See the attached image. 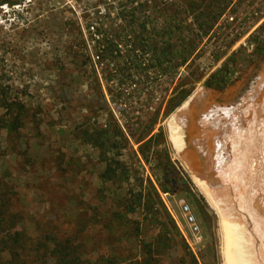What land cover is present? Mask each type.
I'll use <instances>...</instances> for the list:
<instances>
[{"label": "rangeland", "instance_id": "rangeland-1", "mask_svg": "<svg viewBox=\"0 0 264 264\" xmlns=\"http://www.w3.org/2000/svg\"><path fill=\"white\" fill-rule=\"evenodd\" d=\"M136 1L146 4L139 15L146 30L137 34L149 45L153 38L188 43L196 35L198 44L177 72L162 79L154 67L142 82L129 78L132 70L117 73L102 87L104 106L81 55L77 25L87 40L85 25L114 1L0 0V231L18 233L13 251L0 253V264H53L55 251L79 264L224 263L220 219L192 179L191 163L182 156L187 148L173 149L168 128L185 133L177 112L196 94L208 96L224 117L242 108L264 74V0H166V7L162 0ZM157 6L163 7L158 13ZM175 8L186 11L179 30L167 18ZM200 12L210 15L202 19L209 23L197 31ZM116 16L110 13L114 27L122 23ZM115 34L125 56L131 36ZM137 53L155 65L150 54ZM184 82L191 92L166 114L173 90ZM99 124L113 137L118 125L125 139L110 152L125 174L118 167L106 183L100 151L80 137L81 129ZM185 206L197 232L189 231ZM161 234L168 241L149 257L143 243L154 244Z\"/></svg>", "mask_w": 264, "mask_h": 264}, {"label": "bare ground", "instance_id": "bare-ground-1", "mask_svg": "<svg viewBox=\"0 0 264 264\" xmlns=\"http://www.w3.org/2000/svg\"><path fill=\"white\" fill-rule=\"evenodd\" d=\"M177 115L190 145L179 126L168 128L169 140L175 151L187 148L192 179L220 219L223 264H264V74L232 116L197 94Z\"/></svg>", "mask_w": 264, "mask_h": 264}, {"label": "trees", "instance_id": "trees-1", "mask_svg": "<svg viewBox=\"0 0 264 264\" xmlns=\"http://www.w3.org/2000/svg\"><path fill=\"white\" fill-rule=\"evenodd\" d=\"M113 1L114 2H112V5H110V7H107L105 15L95 20H89L85 25V29L87 30L88 34L87 40L82 36L80 28L81 26L77 25L78 40L80 41L83 52L81 55L86 59L87 63L90 66L91 81L95 86L94 90L98 96V100L104 106L107 105V102L102 87L105 86V88H107L108 83L114 81L117 73L132 70V72H135V75H130L129 78H132V80L136 82H142L146 81L148 71L147 68L154 67L156 69L153 72L155 77L162 79L166 76H170L174 72H172V69L175 68L174 70H176L175 72H177L178 67L184 65L188 61V59H190L193 52L195 51V47L198 44L197 39L199 37L197 35L193 36V38L190 39L188 43L187 41H185V39L181 38H179L180 40H174V42L173 39H169L167 41L159 39V41H157L156 38H153L149 45L148 43L150 41H145L141 37V35L137 34V30H141L143 32L146 30V21L142 20L141 16H139L141 12H143L146 4H142L141 2H137L136 0ZM162 1V5L166 7V0ZM162 9L163 7L161 9L158 6L155 7L157 13ZM113 11H117V16L113 20L115 22H122L115 27L114 23L109 24V22L111 21L110 13ZM164 12H168V8H166ZM170 12L172 13V15H169L167 17L168 21H172L174 24V29L179 30L185 22L184 20L179 19L183 16V14H185L186 11H181L178 8H175L171 9ZM206 16L210 15L202 12H200L199 15H196V23H198L197 31L204 30L205 27L202 26L209 23L202 20L204 19L203 17L207 18ZM174 18H177L178 20L174 21ZM211 18L212 19L210 23H212L213 20V17ZM114 29L116 31H114L113 33ZM152 30H155V28ZM164 30L165 28L162 27L161 32H163ZM121 33L123 40H127L126 38L131 36L127 41L131 44V49L127 51L125 56L120 55V42H118V40L113 42L112 40L113 34H115V37H120ZM88 42L90 43L89 47L87 46ZM175 48L176 50H174ZM137 50L150 54V56L152 57V61L155 62V65L145 64V59L137 53ZM140 57H142V60L140 59ZM120 62L124 63L120 64ZM113 63L115 64V66ZM113 67H115V72L111 73L112 71H114ZM216 87L221 88L222 86L217 85ZM191 90L192 87H189V85H187L185 82L176 86L171 94L168 105L169 109L167 110L166 114L177 108L187 98ZM80 131L82 142L95 147L98 151H100L99 160L101 161V163L105 164V169L101 175L102 182L106 183L114 179L117 176L116 168L118 167L122 168L120 175L124 176L125 170L123 169V163L121 162V160H116L113 156L110 155L111 150L116 147L117 142L125 140L122 136V133L120 132L119 126L114 125V131L116 132L114 137L112 133L109 132L110 129L106 125L99 124L97 125V127L86 126ZM118 137L120 139H118ZM114 165L116 167H114ZM136 204L137 206H140L139 202H137ZM125 207L128 213L134 212L135 207H133L132 204L126 203ZM14 233L12 235L10 231H0V253H11L13 251H11V248L13 249V247L11 246H13L14 243H17V240L13 241V239L16 235H18V233ZM162 236L163 235L161 234L156 237L154 244L143 243L142 247L149 257H151L153 253L152 248L160 247V244L162 242L165 243L164 240L168 241V239H165V237H163L162 239ZM59 252L55 251L56 257L53 264H79L78 261H72V259L70 260L69 257H67L68 255H61L59 254ZM155 264H157V262Z\"/></svg>", "mask_w": 264, "mask_h": 264}, {"label": "built area", "instance_id": "built-area-1", "mask_svg": "<svg viewBox=\"0 0 264 264\" xmlns=\"http://www.w3.org/2000/svg\"><path fill=\"white\" fill-rule=\"evenodd\" d=\"M183 213L186 219V223L189 225L190 229L189 231L191 233L197 232L198 231V226L195 223V218L189 211V208L187 206L183 207Z\"/></svg>", "mask_w": 264, "mask_h": 264}, {"label": "water", "instance_id": "water-1", "mask_svg": "<svg viewBox=\"0 0 264 264\" xmlns=\"http://www.w3.org/2000/svg\"><path fill=\"white\" fill-rule=\"evenodd\" d=\"M193 126H195V128H196V125H193ZM190 132H191V130H189L188 125H186V127H185V136H186L185 143L186 144L188 143L189 145H190V139H189ZM189 145H188V147H189L188 150H191V147ZM182 182L185 184L186 183L185 179H183Z\"/></svg>", "mask_w": 264, "mask_h": 264}, {"label": "flooded vegetation", "instance_id": "flooded-vegetation-1", "mask_svg": "<svg viewBox=\"0 0 264 264\" xmlns=\"http://www.w3.org/2000/svg\"><path fill=\"white\" fill-rule=\"evenodd\" d=\"M175 177H177L176 179L178 180V181H180V183L182 184V185H185L183 182H182V180H183V178H179L178 177V175H175ZM172 184H173V186L175 187V188H178V185H177V183L175 182V181H172Z\"/></svg>", "mask_w": 264, "mask_h": 264}]
</instances>
